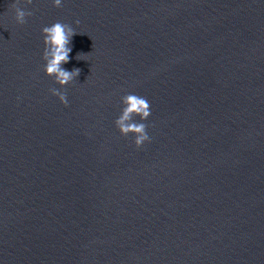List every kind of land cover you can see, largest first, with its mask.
<instances>
[{"label":"clouds","instance_id":"clouds-1","mask_svg":"<svg viewBox=\"0 0 264 264\" xmlns=\"http://www.w3.org/2000/svg\"><path fill=\"white\" fill-rule=\"evenodd\" d=\"M27 4H31L32 0H26ZM54 6L60 7L61 0H54ZM15 9V21L17 24L23 25L26 23V17L32 15L30 11L20 7V0H15L13 4ZM79 23V21H77ZM44 37V54L46 60L45 71L48 75H55L57 83L61 86L67 85L80 74L79 68H74L71 71L63 68V65L69 62L72 48L69 46L72 42V37L78 33L65 23L55 22L50 26H45L42 29ZM53 95L59 97L60 101L67 105L66 95L57 90H52ZM127 107L124 109L122 116L116 121L121 133L127 134L134 132L137 134L135 145L139 148L144 142L149 140L144 123H127L133 114L141 117V120H146L150 114V104L146 98L138 95H129L125 98Z\"/></svg>","mask_w":264,"mask_h":264}]
</instances>
